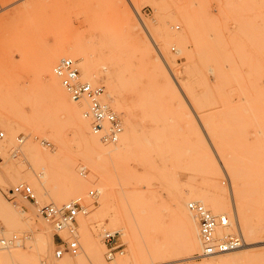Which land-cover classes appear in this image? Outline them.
I'll return each instance as SVG.
<instances>
[{
    "label": "rangeland",
    "instance_id": "374dc122",
    "mask_svg": "<svg viewBox=\"0 0 264 264\" xmlns=\"http://www.w3.org/2000/svg\"><path fill=\"white\" fill-rule=\"evenodd\" d=\"M65 59L100 79L122 122L117 142L95 137L94 154L57 101L58 90L70 100L53 75ZM74 104L90 131L85 104ZM0 131V237L19 246L15 264L60 261L47 242L44 256L33 248L52 226L5 198L18 184L41 205H89L78 220L83 254L67 263L85 264L76 260L87 251L106 264L215 260L187 245V218L198 222L186 205L203 200L211 212L230 205L245 245L257 246L237 264H264V0H0ZM3 210L24 214L7 229ZM103 231L122 244L112 260Z\"/></svg>",
    "mask_w": 264,
    "mask_h": 264
},
{
    "label": "built area",
    "instance_id": "2783aa9c",
    "mask_svg": "<svg viewBox=\"0 0 264 264\" xmlns=\"http://www.w3.org/2000/svg\"><path fill=\"white\" fill-rule=\"evenodd\" d=\"M55 76L74 102L85 100L88 102V110L85 117L89 120L91 132L103 144L117 142L122 134L121 119L113 108L103 100L106 97L105 89L98 84L92 86L83 81L74 62L70 59L61 61L54 69ZM17 145L23 143L22 136H18ZM4 139V133L0 131V142ZM18 152L12 153L16 157ZM2 155L0 154V159ZM10 202L23 199L34 206L38 214L47 221L54 229L53 257L61 259L65 255L74 256L79 254L80 236L77 230L79 217L85 216L89 205H84L80 198L61 204L60 206L39 205L32 188L25 184H18L7 191L4 195ZM87 197L95 200L96 192L89 191ZM187 209L198 221L199 239L202 245L200 257L217 256L234 252L243 246V239L230 231V220L226 215H215L205 206L198 202H188ZM116 233L104 231L103 241L108 250V258L117 252L122 244L115 238ZM7 245V241L0 237V250Z\"/></svg>",
    "mask_w": 264,
    "mask_h": 264
},
{
    "label": "bare ground",
    "instance_id": "6f19581e",
    "mask_svg": "<svg viewBox=\"0 0 264 264\" xmlns=\"http://www.w3.org/2000/svg\"><path fill=\"white\" fill-rule=\"evenodd\" d=\"M136 27L138 28H141L143 30L146 31V28L144 25L142 24H138V22H134V29L136 31ZM134 31V32H135ZM140 31H137L136 33L138 34ZM174 51V50H173ZM160 55V54H159ZM75 64V63H74ZM55 69V68H54ZM54 69H53V75L56 79H58L55 74H54ZM80 73V72H79ZM80 77L83 81H87L89 84H91L92 86H96L98 85V83H100V79H98L97 81H90V80H86V79H83V77L81 76L80 74ZM59 80V79H58ZM60 82V80H59ZM60 86L62 87L61 83H60ZM52 87H54L55 89L58 90V87L56 85V82H54L53 80V83H52ZM63 89V87H62ZM63 91L65 92V90L63 89ZM66 93V92H65ZM67 94V93H66ZM68 96V95H67ZM69 97V96H68ZM70 99V98H69ZM103 100L105 102H107L109 104V98L107 97V94H106V97L105 99L103 98ZM57 101H59V103L61 104V108L63 111L67 112V113H70L71 117L74 118L75 117V121H76V130H75V135L78 137L79 141L82 143V146L83 148L87 151V152H92L93 154L95 153V149L97 148H100L99 144L97 143V140H96V136L91 132V128H90V123H89V120L85 117V113L87 112L88 110V102L85 101V100H82L80 102H74L72 101L71 99L68 101V99L66 98V96L63 94V92H59L58 90V96H57ZM74 103H84L85 106H86V109L85 111L83 112L82 116L83 118H85V120L88 121L89 123V129L90 131L88 130V127L86 126V124L82 121V118H81V115H80V112L79 110L77 109V105L74 104ZM110 105V104H109ZM122 123V122H121ZM11 125V124H10ZM14 126V124H13ZM11 126V127H13ZM12 129V128H11ZM19 138L16 139V145L11 149L10 151V156L12 157V153H15V150L18 152L17 156L20 155V148L22 146V144L20 145H17V141H18ZM5 141V134H4V139L0 142V143H3ZM22 141L24 142V139L22 138ZM103 144V143H102ZM104 145H107V144H104ZM1 152V151H0ZM77 175V174H76ZM73 180H75L76 178L73 176L72 178ZM72 180V181H73ZM35 195V194H34ZM36 197V196H35ZM96 197H97V193H96ZM95 197V198H96ZM202 199V198H201ZM19 200H22V201H25L23 199H19ZM37 200V198H36ZM200 201V200H199ZM27 202V201H25ZM212 202V201H211ZM214 202V200H213ZM29 203V202H27ZM37 203L39 205L40 202L37 200ZM2 204V203H0ZM31 204V203H30ZM203 206H205L207 208V206L209 205L208 203L204 202L203 200L201 201V203ZM32 205V204H31ZM52 205V204H50ZM212 207L211 210L213 212V214H219V213H222L223 215H226L229 220H230V224H231V230L232 232L238 234L242 239H243V236L242 234L240 233V231L238 230V227H237V224L235 223L234 219L232 218V215L230 214L232 212V207L230 205H226V206H220V205H216V203L214 204H211ZM53 206H58V205H53ZM60 206V205H59ZM2 208V207H1ZM3 209V208H2ZM208 209V208H207ZM188 210V209H187ZM209 210V209H208ZM7 211H9L7 209ZM189 211V210H188ZM4 212V210H3ZM190 212V211H189ZM6 212H4L5 214ZM191 213V212H190ZM24 214V211L22 210H18L17 213H6L5 216H6V219H7V229L11 228V225L10 223H12V221H14L17 217H20L19 215H23ZM192 214V213H191ZM196 218V217H195ZM188 219V226H189V231H188V235H187V245L191 251V253H196L199 249V246H200V253H199V256L201 254V249H202V245H201V242H200V239H199V229H198V223H197V228L195 227L194 223L192 224V219L190 217L187 218ZM197 220V219H196ZM187 221V220H186ZM198 222V221H197ZM53 228V227H52ZM78 230V228H77ZM103 234H104V231H103ZM102 234V236H103ZM53 236L54 235H49L47 236V238L45 239L43 237L42 234H39L37 236H35L34 240H33V248L41 255H45L47 253V249L45 248V245H46V242L47 244L50 246H53ZM80 236V234H79ZM246 237H250V235H245ZM81 239V238H80ZM6 240V239H5ZM7 241V245L2 248L0 250V264H15V262L19 261V259L21 260V258H19L21 255H22V252L21 250L19 249V246L15 245V243L12 241V240H6ZM80 243V254H83V248L81 246V242L79 241ZM200 244V245H199ZM245 242H244V239H243V246L241 248L238 249V252L240 249L244 250V252L242 254H233V252H229V253H232V254H229V253H225V254H221V255H217L218 258H216L215 260H210L208 261L207 263L205 264H237L238 262L246 259L248 257V255L250 253H248V251L250 252V250H252L253 248H257V246H250L248 247L247 245H245ZM105 246V245H104ZM105 249H106V259L108 260H112L113 257L115 256L116 252L113 253L111 256V258H108L107 255H108V250L105 246ZM241 250V251H242ZM237 251V250H236ZM235 252V251H234ZM48 254V253H47ZM52 256H53V252H52ZM67 256V255H65ZM65 256L61 259H55L53 257L54 260L56 261H59L58 264H71V263H67L66 262V259H65ZM85 256V259L84 257H82L81 255H77V262L79 263H82L83 261L85 260H88L85 262V264H106L105 260L103 259L102 257V254L97 252V251H87L85 252L84 254ZM231 256H235V259L234 260H228V259H224L226 257H231ZM123 257V255H118L116 258H115V261H114V264H119L120 262V258ZM211 257H215V256H211ZM19 258V259H18ZM18 259V260H17ZM213 259V258H212ZM17 260V261H16ZM91 260V262L89 261ZM16 264H19L16 263Z\"/></svg>",
    "mask_w": 264,
    "mask_h": 264
}]
</instances>
